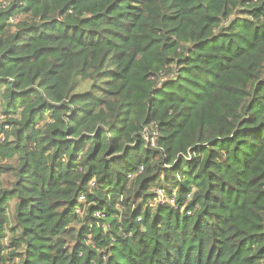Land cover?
Segmentation results:
<instances>
[{
	"label": "trees",
	"instance_id": "trees-1",
	"mask_svg": "<svg viewBox=\"0 0 264 264\" xmlns=\"http://www.w3.org/2000/svg\"><path fill=\"white\" fill-rule=\"evenodd\" d=\"M168 185L180 208L152 205ZM16 258L264 264V0H0Z\"/></svg>",
	"mask_w": 264,
	"mask_h": 264
},
{
	"label": "built area",
	"instance_id": "built-area-1",
	"mask_svg": "<svg viewBox=\"0 0 264 264\" xmlns=\"http://www.w3.org/2000/svg\"><path fill=\"white\" fill-rule=\"evenodd\" d=\"M158 135H159L158 129L152 127L151 130L147 128L144 131L143 137L146 140L147 145H150L151 147L156 148ZM142 169L143 167H141V170ZM154 191H155V197L152 201V205H156L159 202L163 206L168 205L170 207L180 208V204H179L180 192L177 188H171L169 185L168 186H156L154 188ZM186 196H187L186 201L191 200L192 192H188ZM81 198L83 199L82 196ZM185 208H186V203H184V206L181 209L185 210ZM187 212L188 214H191L190 210H188ZM96 214L99 215L101 213L97 212ZM7 238L8 237H4L1 239V245L5 243Z\"/></svg>",
	"mask_w": 264,
	"mask_h": 264
},
{
	"label": "rangeland",
	"instance_id": "rangeland-1",
	"mask_svg": "<svg viewBox=\"0 0 264 264\" xmlns=\"http://www.w3.org/2000/svg\"><path fill=\"white\" fill-rule=\"evenodd\" d=\"M154 202H156V201H154ZM12 235V234H11ZM11 235H10V233L8 232L7 233V240L5 241V243L3 244V246L5 247V250H4V253H8V251H10V249L8 248V244H10V237H11ZM16 261H15V263L14 264H18L17 262H18V258H16L15 259Z\"/></svg>",
	"mask_w": 264,
	"mask_h": 264
}]
</instances>
